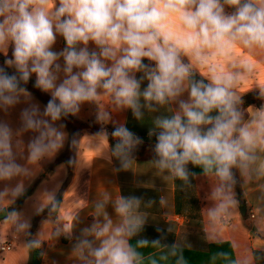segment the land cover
<instances>
[{"label":"clouds","instance_id":"obj_1","mask_svg":"<svg viewBox=\"0 0 264 264\" xmlns=\"http://www.w3.org/2000/svg\"><path fill=\"white\" fill-rule=\"evenodd\" d=\"M59 38L65 46L56 50ZM256 48L264 50V0H0V55L5 58L0 111L9 114L26 105L18 129L0 121V182L5 184L0 197L22 195L23 182H10L32 175L18 156L31 165L53 156L66 139L65 125L58 122L76 116L84 104L99 105L107 98L138 121L142 109L165 108L170 114L155 116L149 131L156 137L153 166L185 182L196 175L189 165L216 177L212 198L218 203L209 215L227 214L237 204L234 169L246 182L264 179V105L249 107L245 117L236 91L243 76L232 71H251V63L238 60L236 51ZM197 73L203 78L196 79ZM33 75L34 87L51 97L43 111L26 87ZM97 119L115 124L110 134L103 128L97 133L120 162L115 171L131 169L142 139L113 122L102 107ZM29 132L34 135L24 157L18 137ZM108 203L115 221L106 211ZM141 204L139 197L123 195L111 201L105 195L96 203L92 225L73 245L82 264H143L139 249L149 246L170 249L160 260L171 255L176 264H187L177 244L146 238L131 243L147 222ZM10 215L18 218L16 212ZM29 227L18 223L21 230ZM39 245L32 240L29 246Z\"/></svg>","mask_w":264,"mask_h":264},{"label":"crops","instance_id":"obj_2","mask_svg":"<svg viewBox=\"0 0 264 264\" xmlns=\"http://www.w3.org/2000/svg\"><path fill=\"white\" fill-rule=\"evenodd\" d=\"M226 11H229L227 7ZM64 46L62 38H59L56 50H61ZM236 58L247 60L252 65L251 71L243 67L232 69L243 76L236 89L238 95L241 97L249 91L264 90V50L237 49ZM197 76L201 77L199 73ZM35 79L34 75L30 78L33 83ZM144 86L146 82L142 85ZM45 94L50 97V94ZM33 102L39 104L41 111L46 106L40 100ZM25 106L21 104L19 120L20 112ZM101 107L111 112L113 122L124 124L140 138L150 136L149 131L153 127L152 119L155 116L170 114L165 108L152 113L142 109L144 115L138 121L131 110H116L107 98L101 100L99 105L84 104L74 117L100 129L85 130L79 136L71 159L75 163L69 167V177L67 163H55L67 150L68 134L64 146L39 164H27L25 159L18 156V162L25 164L32 175L28 178L17 177L10 182L11 185L22 181L25 191L40 179L30 195L23 200L21 207L15 211L18 218L8 215L0 220V247L7 243L13 244L12 250L0 252V264H28L29 236L32 240L40 241L41 264H82L73 252V245L81 237L82 229L92 225L96 217L95 205L102 201L105 195L110 201L118 195L136 196L141 199V211L147 214V222L144 230L132 239L133 244L140 238L159 239L161 244L166 246L177 244V252L179 254L182 251L187 264H204L199 258L208 252L209 245L228 243L236 264H255L253 251H264V179L246 182L240 172L234 169L237 182L233 194L237 204L227 214L214 219L210 217L209 210L218 203L212 198V192L219 181L214 176L204 175L199 167L189 165L190 173L196 175H190L188 182L172 178L166 172H159L152 164L154 158L135 159L131 169L115 171L120 167V162L111 156L109 148L97 135L102 127L115 124L97 119V112ZM249 107L258 108L254 105ZM32 135L34 134L29 132L18 137L22 141L18 150L21 156L26 157V145ZM108 143L111 145L109 140ZM47 168L50 169L48 173L45 172ZM50 180L54 181L51 201L45 194L37 193L39 184ZM62 186L64 191L55 212L54 196ZM17 199L18 197L7 195L6 199L1 200L0 212L13 205ZM241 207H245L244 213L241 212ZM106 211L115 221L111 203H108ZM251 215L253 217H250ZM24 221L30 227L21 230L18 223ZM65 226L69 227L68 231L64 230ZM139 251L145 258L143 264H150L149 257L155 258L158 264H176L177 257L169 255L167 260L159 258L162 252L167 254L169 248L157 249L149 246Z\"/></svg>","mask_w":264,"mask_h":264},{"label":"trees","instance_id":"obj_3","mask_svg":"<svg viewBox=\"0 0 264 264\" xmlns=\"http://www.w3.org/2000/svg\"><path fill=\"white\" fill-rule=\"evenodd\" d=\"M228 10L231 11L230 8H228ZM4 59L5 58L2 55H0V66L4 65ZM196 79H202V78L196 75ZM26 87L28 90L35 92L41 102L47 104L50 97L47 96L45 93H43L41 90L35 88L34 83L31 80H29ZM241 99L243 101L241 108L245 111V117H246V110L249 106L254 105L259 108L261 105H264V90H255V91L246 92L241 96ZM64 122L69 127L71 134H70L67 150L59 158H57L55 163H58L60 161H65L67 165H69L70 167L68 161L72 159L75 153L77 147V141L81 133L85 130L97 131L100 128H97L95 126H89L88 124L77 120L74 116L71 115L64 118ZM102 128L106 129L110 134L113 131L114 126H104ZM141 139L143 143L140 146H138V149L134 153L135 159L146 160V159L154 158L153 147L156 140L155 135H150L146 138H141ZM73 140H75V143L72 142ZM109 142L111 143V145L115 144V140L111 138L110 135H109ZM39 179L37 180V182L39 181ZM37 182L33 183V185L29 189L25 190L23 194L18 197L17 201L13 205L9 206L7 209H4L0 212V220L4 219L12 212L17 211L21 207L23 200L28 195H30ZM60 199L61 196H59L55 200V206H54L55 212L57 211L58 205L60 203ZM30 235H32V233ZM31 241L32 239L29 236L28 245H30ZM29 252L30 255H29L28 264H41L42 248L40 246L39 247L29 246ZM221 253H224L225 255L222 256L220 255ZM200 256L201 257L199 259L203 261L204 264H236L233 251L228 243L211 244L208 247V252ZM253 259L255 264H264V251H253Z\"/></svg>","mask_w":264,"mask_h":264},{"label":"rangeland","instance_id":"obj_4","mask_svg":"<svg viewBox=\"0 0 264 264\" xmlns=\"http://www.w3.org/2000/svg\"><path fill=\"white\" fill-rule=\"evenodd\" d=\"M30 91V90H29ZM32 93V96H33V100H40L38 98V96L36 95L35 92L33 91H30ZM43 103V102H42ZM46 105V104H45ZM20 108H21V104L20 105H17L15 108H13L9 114H5L4 112L0 111V121H5V122H8L10 124V126L15 130V129H18L20 127V120L18 119V114H19V111H20ZM59 123H63L65 125V128H64V132H66V134H68V142H69V138H70V134H71V131L69 129V127L66 125V123L64 122V119H62L61 121L58 122ZM25 138V137H24ZM68 145V144H67ZM62 155V154H61ZM67 174H69L67 177L70 176V168H69V165H67ZM49 168L45 169V172H49ZM58 173V171L56 172ZM51 181V180H50ZM50 181H46L45 183H42L41 185L39 184L38 186V190H37V193L38 194H45L46 198H49L50 196H52L54 194L53 192V186H54V181L52 180L51 182ZM5 187V184L3 182H0V190H2L3 188ZM39 191V192H38ZM64 191V186L61 187L59 193H57L54 197H55V200L62 195ZM7 195L3 196V197H0V203H1V200L3 201V199H6ZM53 198V197H52ZM29 255H30V252H29Z\"/></svg>","mask_w":264,"mask_h":264},{"label":"built area","instance_id":"obj_5","mask_svg":"<svg viewBox=\"0 0 264 264\" xmlns=\"http://www.w3.org/2000/svg\"><path fill=\"white\" fill-rule=\"evenodd\" d=\"M250 217H253V216L251 215ZM12 248H13V244L12 243H7L4 246L0 247V252L1 253L8 252V251L12 250Z\"/></svg>","mask_w":264,"mask_h":264},{"label":"water","instance_id":"obj_6","mask_svg":"<svg viewBox=\"0 0 264 264\" xmlns=\"http://www.w3.org/2000/svg\"><path fill=\"white\" fill-rule=\"evenodd\" d=\"M241 212L244 213L245 212V207H241Z\"/></svg>","mask_w":264,"mask_h":264}]
</instances>
